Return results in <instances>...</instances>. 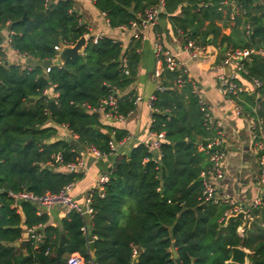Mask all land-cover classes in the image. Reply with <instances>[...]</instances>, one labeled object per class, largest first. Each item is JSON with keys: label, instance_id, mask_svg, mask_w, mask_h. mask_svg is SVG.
<instances>
[{"label": "trees", "instance_id": "16d2710c", "mask_svg": "<svg viewBox=\"0 0 264 264\" xmlns=\"http://www.w3.org/2000/svg\"><path fill=\"white\" fill-rule=\"evenodd\" d=\"M236 2L244 12L235 16L227 35L217 25L224 21L230 26L225 0H164L159 18L167 17L184 44L191 40L206 50L214 45L212 63L221 64L227 50L264 48V3ZM157 3L94 0L93 5L111 28L121 29ZM75 4L74 0H0V264H68L71 254H78L85 264H132L135 256L136 264H175L172 249L182 264H235L228 260L236 246L248 250V264H264V207L250 208L246 224L226 223L229 206L206 200L203 181H195L210 167L209 152L215 147H206L218 129L209 111L206 117L201 110L189 74L169 70L164 61L159 75L164 88L154 93L150 124V131L163 132V138L157 150L139 143L128 154L114 157L103 194H92L90 236L84 231L86 221L75 210L55 225L29 201L12 206L9 193H56L82 176L66 170L67 163L90 147L108 153L111 138L119 142L128 135L102 120L110 109L103 101L112 95L116 112L125 117L134 110L136 96L121 92L136 75L139 34L125 48L110 36L95 42L89 36L82 53L62 65L51 64L44 72L37 64L56 57L54 46L74 44L89 33ZM246 24L251 26L248 36ZM3 31L8 47L36 64L23 67L8 61ZM241 74L260 85L253 94L245 89L235 102L244 115L259 117L264 130V55H250ZM258 102L260 108L254 112L252 106ZM61 126L71 132L82 152L73 147L72 138L58 135ZM57 155L60 162L54 160ZM30 227H39L41 239H30L22 250L17 244Z\"/></svg>", "mask_w": 264, "mask_h": 264}, {"label": "crops", "instance_id": "0c3cea01", "mask_svg": "<svg viewBox=\"0 0 264 264\" xmlns=\"http://www.w3.org/2000/svg\"><path fill=\"white\" fill-rule=\"evenodd\" d=\"M74 1L76 2L75 9L80 15L82 22L86 23L89 29L88 36H95L97 34L110 36L120 41L125 48L133 37H136L137 34L140 35V47L138 49L140 60L136 69V75L132 83L121 92L122 94L132 93L138 98L135 99L134 110L124 121L107 119L102 116V120L116 128L126 130L128 135L121 143H116L115 152L105 157L96 158L86 151L81 153L82 158H84V168L81 171L82 176L73 182L70 191V196L79 204L81 209L83 211L86 210L85 199L91 191L97 189V176L111 167L115 156L128 154L131 148L139 143L149 145L155 140L150 134V98L158 90L157 86L161 85L160 78L158 80L155 78V72H159L160 75L163 71L162 62L159 60L154 47L157 37H159L158 40L163 48L174 55L178 61L177 68L183 69L191 77L194 91L202 97L203 102L209 110L211 121L220 124V130L224 139L222 148L224 151L223 165L225 171L224 179L218 183L222 197L228 198L236 204L248 207L253 199L264 195V185H260L257 180L260 167L257 156L252 149V128L248 119L249 117L238 114L234 104L229 102L220 91L217 77L221 72L226 73V67L212 63L215 46L212 45L207 48V52L200 58L191 59L183 48L184 40L181 37V32L178 31L179 34L173 32L167 17H160L156 26L147 25L139 30L111 28L104 14L95 9L93 5L94 0ZM177 13H179L178 9L174 14ZM217 25L221 27L222 33L227 35L231 32V27L228 23L226 25L224 21H218ZM206 26L207 22H205L201 30H204ZM3 36L6 43L5 52L8 56L10 55L15 64L23 67H32L36 64V61L19 55L8 47L6 31H3ZM211 38L209 36V42ZM8 61L11 62V60ZM229 67V73L233 72L236 75L237 81L243 86L244 90L246 89L253 94L256 89L254 79L246 78L241 72H236L234 64H231ZM166 82L169 83L170 81L166 80ZM242 101L246 103L244 98H242ZM256 101H260L258 94H256ZM259 108V102L257 105L252 106L254 112ZM250 118L261 125L262 120L259 117L257 119ZM59 131V136L66 139H75L67 128L61 126ZM263 131L262 129V133ZM38 208L40 212L48 215V222L55 225H59L60 219L67 213L63 206L49 208L38 206ZM84 231L87 236L91 235L90 214Z\"/></svg>", "mask_w": 264, "mask_h": 264}, {"label": "built area", "instance_id": "2783aa9c", "mask_svg": "<svg viewBox=\"0 0 264 264\" xmlns=\"http://www.w3.org/2000/svg\"><path fill=\"white\" fill-rule=\"evenodd\" d=\"M163 4H164V0H158V3L156 5L146 9L143 14L138 13L137 20L131 21L129 27L122 26L120 28L139 30L147 25L156 26L159 21V13L162 10ZM224 4H228L230 7L229 20L231 27L234 25L235 16L240 12L243 13L244 11H242L241 6L236 2V0H225ZM244 29H245V34L248 36L250 34L251 26L249 24H246ZM84 36L87 39L89 38L88 34H85ZM101 36L103 35L97 34L95 36H92L93 41L95 42ZM158 38L159 37H157V40L154 42V47L159 60L164 61L165 66L169 70L176 69L178 67V61L176 60L174 55L170 54V52H168L163 48ZM183 48L188 53L191 59H198L206 52V47L204 45L197 44L191 40L187 41V43L184 44ZM54 49L57 51L59 49V46H54ZM252 54L264 55V48L261 49L245 48V49L227 50L224 53L223 60L220 66L227 67L230 66L231 64H234L236 72H241L243 71V61L248 59V57H250V55ZM123 67L126 68L125 61H123ZM48 71H49V67L46 69L45 72ZM124 72L126 74L128 73L126 69H124ZM155 78L157 80L159 79V72H155ZM217 78L221 93L226 97V99L229 102L234 104L235 110L238 114L244 115L242 111V107L235 102V99L238 98L240 94L244 92V88L237 81L236 75L233 72H230L229 74H225L224 72H221ZM176 82L177 84H179L181 81L177 80ZM254 85L257 88L260 85V82L257 79H254ZM157 89L162 90L163 86L158 85ZM45 93L48 94V91H45ZM196 94L198 96L200 108L202 111L205 112V116L207 117L209 110L205 105V103L203 102L202 97L198 93ZM153 99L154 96L150 98L151 114L154 111V108L151 105V101ZM103 104L110 106V109L107 112L103 113V117L107 119L124 121V119L130 114L129 113L125 117L122 114L116 112V101L112 95H109L103 101ZM100 110L101 109H99V111ZM248 119L250 121V125L252 128V132H251L252 149L257 156L258 164L260 167L257 180L260 185H264V137L262 134V127L259 124L257 125V122L254 119L250 117ZM151 121H152V117H151ZM215 124L218 129V135L214 139H212L207 144L206 147L207 149H211L215 147L211 152H209L210 167L201 175L203 176V195L206 200H212L214 203L224 202L229 206V208L224 213L225 218H227L229 215H234L239 211H243L245 213L246 219H248L250 218V214H249L250 208L264 207V195L253 199L252 203L248 207L236 204L232 202V200L222 197L218 183L219 181L223 180L225 176L224 165H223L224 151L222 150V144L224 139L220 130V124L218 122H215ZM150 134L155 138V140L150 145L153 149L157 150L160 141L163 138V132L155 133L150 131ZM124 139L125 138H123L119 142H116L114 141L113 138H111L108 141V146H109L108 153L101 152L94 147H90L88 153L92 154L96 158L105 157L115 152L116 143H121ZM54 160L56 162H60L61 158L59 155H57L54 158ZM64 167L68 171L81 172L84 168V158H82L81 156L77 158L76 161L67 163ZM108 179H109L108 171L100 173L97 176V189L95 190V192L98 195L103 194V186L108 181ZM72 186H73V182H70L64 185L56 193L45 192L42 195H34L28 191H21L18 193H9V196L12 197L13 199V204H12L13 207H17L18 202L20 200H25L37 206L46 207V208L54 207V206H63L66 209V212H68L69 210H75L82 215L84 211L81 209L79 204L76 203L70 196V191L72 189ZM93 192L94 191H91L85 199L87 205L85 211L90 215L92 213V208L90 207V203L92 201ZM38 229L39 227L26 228L24 230L23 239H26L28 241L32 239L35 242H39L41 239V233L38 231ZM238 231L241 232L242 228L239 227ZM67 262L68 264H85L83 259L78 254H71L68 257Z\"/></svg>", "mask_w": 264, "mask_h": 264}, {"label": "water", "instance_id": "95a60500", "mask_svg": "<svg viewBox=\"0 0 264 264\" xmlns=\"http://www.w3.org/2000/svg\"><path fill=\"white\" fill-rule=\"evenodd\" d=\"M195 28L196 27H193L191 29V32H193L195 30ZM87 40L88 39L83 35L74 44H60L59 49L57 50V55L53 59V61L52 60H40L37 64H39L41 66V68L43 69L44 72L46 71V69L51 64L62 65L66 60L71 59V58L77 56L78 54L82 53V51H83V49L87 43ZM208 42H209V40H208ZM223 50H224V48H223ZM229 70H230V67L227 66L225 68V72H226L225 74H228ZM93 114H95L97 117L99 116L98 112H94ZM71 144L77 150V152H82V147L79 145V143L76 140H74V139L71 140ZM195 181H197V182L203 181V176H199ZM82 217L85 221H87L89 218V214L86 211H84L82 213ZM235 220H241L243 224H246L245 213L243 211H239L238 213H236L234 215H229L226 218L225 222L229 223V222L235 221ZM172 230H173V225L169 228L171 238H172ZM27 243H28V240L23 239L17 245L22 250H24ZM88 246H89L90 255L93 258L94 242L90 241ZM172 258H173L175 264H182L174 249H172ZM228 262L235 263V264H248V251L242 247H239V246L232 247L231 256H230ZM136 263H137V257L135 256L132 260V264H136Z\"/></svg>", "mask_w": 264, "mask_h": 264}, {"label": "rangeland", "instance_id": "374dc122", "mask_svg": "<svg viewBox=\"0 0 264 264\" xmlns=\"http://www.w3.org/2000/svg\"><path fill=\"white\" fill-rule=\"evenodd\" d=\"M258 1H261V2H263L264 3V1L263 0H258ZM5 44V43H4ZM4 49H5V46H4ZM6 55V58H7V60H12V58H10V55L8 56V54L6 53L5 54ZM9 57V58H8Z\"/></svg>", "mask_w": 264, "mask_h": 264}]
</instances>
